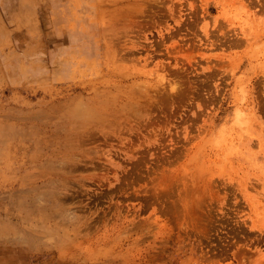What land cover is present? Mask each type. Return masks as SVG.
Listing matches in <instances>:
<instances>
[{
	"label": "rangeland",
	"instance_id": "1",
	"mask_svg": "<svg viewBox=\"0 0 264 264\" xmlns=\"http://www.w3.org/2000/svg\"><path fill=\"white\" fill-rule=\"evenodd\" d=\"M0 264H264V0H0Z\"/></svg>",
	"mask_w": 264,
	"mask_h": 264
}]
</instances>
